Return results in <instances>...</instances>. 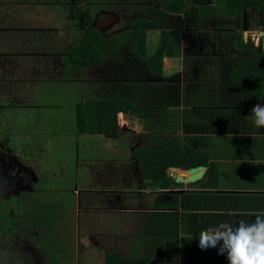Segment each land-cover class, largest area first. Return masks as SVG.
Returning a JSON list of instances; mask_svg holds the SVG:
<instances>
[{
	"label": "crops",
	"instance_id": "1",
	"mask_svg": "<svg viewBox=\"0 0 264 264\" xmlns=\"http://www.w3.org/2000/svg\"><path fill=\"white\" fill-rule=\"evenodd\" d=\"M106 9L109 14L113 9L109 0H0V103L11 105L9 116L3 115L12 120L11 135L22 143L45 142L49 139L37 135H54L70 142L72 150L76 143L85 149L83 157H76L80 168L72 172L79 174L73 189L76 218L67 229L74 264H228L226 254H218L219 245L199 247V232L220 222L251 223L254 213L264 211V128L254 127L250 116L257 103L264 105V67L248 71L250 79L244 75L243 82L235 81L233 69L248 58L235 48L238 59L232 64L219 72L218 60L210 55L204 66L209 71L198 78L197 71L184 66L174 69L182 55L192 61L182 39L181 55L164 57L163 74L144 77V56L134 53L131 42L118 45L116 39L118 34L128 37L132 28L117 34L109 30L115 22L101 20ZM102 26L109 28L107 34ZM94 28L114 39L108 49L113 55L96 65H73L69 52ZM259 33L258 40L243 38L248 48L264 52V28ZM195 52L203 59L204 53ZM180 71L194 77L183 85L174 79ZM134 86L140 90L134 92ZM139 94L156 105L144 126L139 117L119 112L117 135L78 129L77 103L116 95L138 102ZM89 111L96 123L91 127H97L95 106ZM136 131L143 134L134 144ZM144 141L152 142L149 147L176 142L194 157L191 168L203 166L204 175L188 182V170L170 166L168 181L147 180L138 158Z\"/></svg>",
	"mask_w": 264,
	"mask_h": 264
},
{
	"label": "rangeland",
	"instance_id": "2",
	"mask_svg": "<svg viewBox=\"0 0 264 264\" xmlns=\"http://www.w3.org/2000/svg\"><path fill=\"white\" fill-rule=\"evenodd\" d=\"M109 3L112 4L113 9L109 10V14L107 8L106 13H102L101 20L105 19L106 25L112 24L114 20L115 25L112 26V24L108 29H112V32L115 29L114 33L116 34L121 29L129 30L136 21L144 22L146 20L157 24V27L145 30L144 33L150 38L145 39V42L144 40L139 42H144L149 52L157 47L162 26L170 30L176 29L178 31L176 35L183 41L186 40L184 44L187 53L185 55L192 56V61L189 62L190 58L182 55L174 62L177 67L174 68L172 64L171 67L179 69L184 66L186 70L197 71L198 78L199 75L203 76L206 71H209V69L205 70L204 66L210 55L216 53L204 51L206 57L203 55V59L198 56L194 57L195 51L200 50L194 40H191L189 45V39L197 38L199 40L215 36L219 45L226 43L227 49L230 50L235 45L234 37L240 30L245 39L258 40L259 31L264 28V17L261 22H258L255 10H244L243 19L238 18L239 21L233 23L234 17L223 15L214 0H208L211 13H205L204 7H198L195 3L188 5L186 10L176 12L165 10L160 0H109ZM202 11L204 14H201ZM102 28L107 34L108 29L103 26ZM150 29L152 30L150 31ZM32 35L33 39L38 38L37 33ZM218 44L214 42L213 47H220ZM132 50L134 53L136 52L134 48ZM23 55L19 54L18 56L22 60H27ZM190 74L180 71L174 76V79L178 80L179 78L181 84L186 85L192 80L191 77H194L192 73ZM139 98L137 104L143 110L144 108L150 111L153 109L155 112L154 100L148 101L140 94ZM77 104L80 107L83 105L89 115L90 102ZM10 107L11 105L0 103V177L1 173L4 176L12 170L16 173L14 175L16 182L12 186L8 185L0 189V193L5 194L0 196V212L3 214L0 217V241H3L6 246V255L13 252L18 255V262H20L18 264H27L28 261L30 264H74L75 247L72 234L67 229L72 220L76 218L74 205L76 195L73 189L78 187L76 183L79 181V174L75 173L74 176L72 172L75 168L76 170L80 168L76 157L78 154L83 157L85 149H80V145L76 143V147L72 150L70 142H61L54 139V135L48 134L37 135V137L40 140L44 138L49 141L22 143L18 136L16 139L14 135H11L10 130L15 129L12 125L11 128L9 127L12 120L7 119L6 121V118L3 117L5 114L9 116ZM2 111L4 112L1 114ZM11 111L15 114L16 108ZM85 123L90 127L96 124L92 118L85 120ZM139 123L144 126V118L140 119ZM140 134L143 133L136 131L134 144L139 141L137 137ZM150 142L144 141L146 147L151 146ZM5 184L6 180L3 179L1 186ZM55 247L58 248V252L61 251L58 256L55 253L57 251ZM0 251H2L1 247ZM90 255L83 256L81 259H86Z\"/></svg>",
	"mask_w": 264,
	"mask_h": 264
},
{
	"label": "trees",
	"instance_id": "3",
	"mask_svg": "<svg viewBox=\"0 0 264 264\" xmlns=\"http://www.w3.org/2000/svg\"><path fill=\"white\" fill-rule=\"evenodd\" d=\"M74 1L76 3L85 2V0ZM160 2L163 4L164 9L170 12L186 10L188 5L195 3L198 7H204L203 11L206 10L205 13H211L208 0H160ZM214 2L219 5L217 8L222 11L223 15L234 17V20L232 21L233 23H235V21H239L238 18L240 20L243 19L244 10L251 9L257 12L256 16L257 21L259 22L258 10H264V0H214ZM201 14H204V12ZM155 27H157V24L151 23L150 21H136L133 23L132 29L128 33V37L118 34L116 38L118 39L117 41H119L118 45L125 39L127 43L131 42L132 48L138 51V54H142L144 56V65H146L147 69V71H144V77L149 74L152 79H156L163 74L165 56H180L182 53L180 45L182 39L170 29L162 26L160 29L161 33L159 35L157 47L150 54H145L148 50L144 43L145 39H147V35L144 32L147 28ZM193 39L201 53L204 51L207 52L208 50L211 53H216L213 56H216V59L218 60L219 72L223 71V69L227 67L228 63L232 64L233 60L235 61L238 59L236 56L238 51L236 52L235 48L244 50V58L242 59H245L247 56L248 58L246 61L241 63V65H239L240 67L238 66L233 69L232 78L235 81L242 80L243 82L244 75L246 76L245 80L247 78L250 79L247 75L248 71L257 70L260 72L259 69L262 68V66L264 67V52H260L254 48H248V43L244 40L241 30L234 37L236 42L232 47L233 50L235 49L234 51L226 49V45H219L216 42L215 36L205 37L199 40L197 38ZM113 40V38L104 37L99 29L94 28L90 30L86 37L83 38V40H81V42L69 52V62L75 66H92L99 64L102 62L106 54L113 55L108 52V49L112 48ZM142 40H144V42L139 43ZM204 40L208 42H205ZM214 42L220 47L214 48ZM248 87V85L242 86V88L246 91L248 90ZM136 88L140 90L138 86H134V92H136ZM144 96L147 97L146 95ZM90 105L95 106V117L98 121V126L90 127L87 123H85L84 120L87 119L88 114L86 110H84L83 105L80 107L77 104L75 106V116L78 129L93 130L96 128L94 130L103 131L111 136L119 133L117 119V114L119 112H125L129 115L139 117L140 119H147L154 114L152 111L151 113L148 112L145 108L143 110L142 107L137 104L135 98H130L128 95L111 96L109 99L92 101L90 102ZM138 158L145 178L153 183L159 181L160 178L168 181L169 178L167 177L166 171L170 168V166L188 170L191 168V163L194 161V157L186 155L184 149L173 141H170L162 147H144V149L138 153ZM7 175L9 174H6L5 177ZM4 195V193H0V196ZM1 215H3L2 212H0V217Z\"/></svg>",
	"mask_w": 264,
	"mask_h": 264
},
{
	"label": "clouds",
	"instance_id": "4",
	"mask_svg": "<svg viewBox=\"0 0 264 264\" xmlns=\"http://www.w3.org/2000/svg\"><path fill=\"white\" fill-rule=\"evenodd\" d=\"M250 116L254 127L264 128V105L257 103ZM254 215L251 223L220 222L201 230L199 247L206 250L219 245L218 254H226L228 264H264V211Z\"/></svg>",
	"mask_w": 264,
	"mask_h": 264
},
{
	"label": "flooded vegetation",
	"instance_id": "5",
	"mask_svg": "<svg viewBox=\"0 0 264 264\" xmlns=\"http://www.w3.org/2000/svg\"><path fill=\"white\" fill-rule=\"evenodd\" d=\"M12 172L13 171L11 170L10 173H9V175H7L6 177H5V175L3 176V173H1V177H0V189L3 188V187H5V186L10 185V183H11L10 186H12L16 182L15 176L14 175H11ZM3 179L6 180V184L4 186H1V181ZM0 224H1V222H0ZM0 247L2 248V251H0V256H1L0 264H18V263H20V262H18V255L15 252L6 255V253H5V247L6 246L3 244V241H0ZM27 264H30L29 261H28Z\"/></svg>",
	"mask_w": 264,
	"mask_h": 264
},
{
	"label": "water",
	"instance_id": "6",
	"mask_svg": "<svg viewBox=\"0 0 264 264\" xmlns=\"http://www.w3.org/2000/svg\"><path fill=\"white\" fill-rule=\"evenodd\" d=\"M259 22L262 21V10H258ZM203 166H195L188 169V182H196L202 178L204 175Z\"/></svg>",
	"mask_w": 264,
	"mask_h": 264
}]
</instances>
